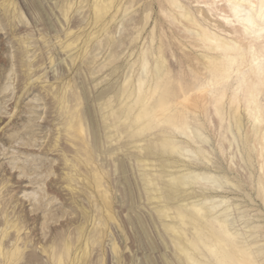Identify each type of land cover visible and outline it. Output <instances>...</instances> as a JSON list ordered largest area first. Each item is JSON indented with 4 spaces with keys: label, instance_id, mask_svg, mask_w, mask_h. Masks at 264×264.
Listing matches in <instances>:
<instances>
[{
    "label": "rangeland",
    "instance_id": "1",
    "mask_svg": "<svg viewBox=\"0 0 264 264\" xmlns=\"http://www.w3.org/2000/svg\"><path fill=\"white\" fill-rule=\"evenodd\" d=\"M172 1L115 0L102 11L109 0H0V264H57L66 247L60 264H215L204 245L210 238L188 246L201 232L178 214L193 205L209 208L205 230L226 223L264 264V149L258 139L250 152L241 145L250 109L258 104L264 118V79L252 108L236 91L240 131L226 103L218 116L212 105L183 110L174 102L169 114L181 113L188 128L169 131L175 153L158 148L156 129H124L139 99L137 79L144 71L152 83L158 50L176 91L192 70L185 52L204 59L190 40L201 27L237 47L250 44L247 53L259 52L256 64L264 67V20L253 15L252 27L240 25L232 10L242 5L249 18L260 0ZM181 10L194 19L186 18L191 28ZM250 70L233 64L228 95ZM122 102L128 107L119 110ZM75 117L79 139L69 128ZM187 254H194L189 261Z\"/></svg>",
    "mask_w": 264,
    "mask_h": 264
},
{
    "label": "bare ground",
    "instance_id": "2",
    "mask_svg": "<svg viewBox=\"0 0 264 264\" xmlns=\"http://www.w3.org/2000/svg\"><path fill=\"white\" fill-rule=\"evenodd\" d=\"M260 1H263V2H260ZM260 1H259V3L256 1V3H258L259 9L254 11L253 14L251 13L249 15V18L247 17L248 20L251 21L252 20L251 18L253 15L256 16V18L258 17L259 19H261V21H262V19L264 20V0H260ZM114 2H115V0H109V5L107 7H105V8L99 7L98 10L108 11L110 8H112L114 6ZM127 2H129V1H127ZM172 2H174V1L171 0L170 6L174 5ZM242 2H246L247 4H252V3H254V0H242ZM162 6H161V8H162ZM164 6H165V4H164ZM166 6H167V4H166ZM240 7L242 9H244L242 7V5ZM233 8H232V10H233ZM171 9H173V7ZM184 9H185V7H183V10ZM188 14L189 13H186V12L182 13V10H181V18L182 17L184 19H186L188 17L191 18V15L189 16ZM233 15H234V12H233ZM191 19H193V18H191ZM186 20L188 21L189 19H186ZM189 21H191V20H189ZM189 21L186 22L185 26L188 25V27H190V25L192 23H189ZM187 23H189V24H187ZM252 24H254V23L251 21L249 26L252 27ZM194 25L198 26L199 24L195 23ZM242 29L245 30V27ZM191 39H193L194 43H195L192 45V47L193 46H194V48L200 47V48H203L205 50V51H203V53H204V59L203 60L198 59L197 57H192L194 55V54L191 55L192 53L186 55L187 51L185 52V58H186L185 60L186 61H183V64L185 66H187V68L188 67L191 68L192 70L190 71V73L193 72V74H190L188 72L187 73L183 72V73H185L183 75V78H182L183 83L180 84L178 91L174 90L175 88L173 89V87H171V86H174V84L172 85V82L174 79H171L168 76V71L170 69L166 70V65H165L166 61H165L164 56H163V51L158 50V56L156 57L157 65L153 68V71H152V73H153L152 83L150 82L151 83L150 84L149 82H145L146 76H145V72L142 70L143 71L142 74H140L139 78L137 79L139 82V86L137 88L136 94H137L139 99L134 101V103H133V101H131L132 105L129 107V109H130V112H132V114L131 113L129 114V112L126 113L127 119L131 118L130 115H132V118L130 119L129 122H127V123L125 122L127 125L122 123V125H125L124 129H132L133 128V129H137L139 132L145 131V130H150V129H156V133H157L156 137L159 138V140H160V143L158 144V148L168 146L169 147L168 154H173L177 150V147H176L177 145L174 144L172 142V138L169 137V131L178 130L181 134L186 135V130L188 129L187 124L184 121L185 119H183V117H182L183 115H181V113H178V114L176 113L177 115H170L169 114L171 111V108L174 105L180 106L181 109H183V110L184 109L185 110H187V109H189V110L200 109L202 111L207 110L208 107L212 105L213 106L212 108L214 109V113L218 116H221V115H223V109L225 108L223 106L226 103L229 106L228 119L230 117L232 122L234 120V127L233 128H235L236 131H240L243 127V124L240 121L241 119L238 118L239 117V105L238 104L241 102V100H240V97L236 91L240 90L242 92V94H243L242 97L244 99L243 100L244 107L246 109H249V108H252L253 104L257 103V96L263 87L262 86V84H263L262 80L264 79V71L262 70V68H264V67L256 64V63H259V61H258L259 52H257L253 48L254 50H251V51H253V53H251V54L247 53V51H249L251 49L250 44L249 45H243L241 47L240 46L237 47V44H236L237 41H233V40L232 41H227V40L225 41L223 38H221L215 34L210 33V31L207 33L206 27H201V29L198 32H196L195 37L190 38V40ZM198 42H199V44H198ZM182 46H184V45H182ZM259 51H260V49H259ZM189 55H191V56H189ZM145 57H146V55L144 54L142 56V60L146 59ZM238 61L241 62V65L248 66L249 68H251V70L249 73H247L243 76L241 75L242 77L239 78L240 80H238V82L236 84L237 87L230 93V95H228L227 84H228V79H230L229 78L230 76H228V73L230 72L229 70L232 68L233 64L238 62ZM179 62L181 63V61H179ZM241 68H242V66H241ZM187 70L188 69H186V71ZM238 76H239V74H238ZM233 79H235V78H233ZM207 80H210L213 83L218 85V87L214 90L213 93L210 90H208L207 87L204 86L205 81H207ZM233 82H235V81H233ZM233 87H235V86L233 85ZM144 88L149 89L146 96L145 95L143 96ZM209 94H210V97H208ZM133 100H135V99H133ZM173 102H174V105H173ZM257 105L255 106L254 109L253 108L250 109V111L254 110L253 111V119L250 121L251 122L250 128H248L249 127L248 126L244 129L245 131H242V133L244 132V135H243L244 137L242 136L244 140L242 139L243 144H241V145H243V147L246 146L244 148H246V150L249 152L252 151L250 144H253V143H251V142H254V140L256 141L257 139H258V142L260 143L259 144L260 149L261 150L264 149V144H262V142L264 141V118H262V113L256 109ZM126 107H128L127 102L126 103L122 102V104L118 107V109L122 110L123 108H126ZM240 108H242V107H240ZM248 113H249V111H248ZM226 117H227V115H226ZM232 118H233V120H232ZM178 120H179L178 123H174L175 121H178ZM159 122H162V124H161L162 126H157V124ZM121 127L122 126H120V128ZM69 128L73 129V132L71 133V137L78 138V139L81 138L83 129L81 127L80 120H78L75 117V121L69 125ZM237 133H239V132H237ZM167 134H168V136H167ZM239 138H241V137L239 136ZM254 149H255V147H254ZM151 150H153V149H151ZM247 151H244L245 154ZM252 156H253V154H252ZM257 156L258 155L256 154V157ZM247 157H248V155H247ZM259 158L263 159V156H260ZM197 164H199V163H197ZM191 165H193V164H191ZM206 176H207V174H206ZM263 180L258 179L260 184L263 183ZM180 183H183L181 178L176 179V184H180ZM260 184H258V186H260ZM169 185L172 187L174 185V183L173 184L170 183ZM259 194H261V193L259 192ZM259 194H258V196H259ZM261 200H264V199L262 198ZM208 212H209V208H208V210H205V206L204 207H198L196 205H193L191 208H189L188 211H185V212L178 214V218H179L180 223L184 224L186 222L185 219L189 218L190 219L189 221L191 222L190 223L191 229L195 228L197 231L201 232L200 236L197 234L196 235L197 237H194L193 239L187 240L188 246L194 249L197 247L198 241H200L199 239H202L204 241V240H207V237H208V239L210 238V241L208 240L210 242V244H204L205 250H206L208 256L216 258L215 264H258L251 257L250 252H248V249L246 250L244 248L245 245L238 244V238L236 236L230 234L227 231V229H226L227 224L226 223L220 222V223H217V225H215V224L211 225L206 230H205L204 226L202 227V225H204L205 222L207 220H209L208 218H206V217H209V216H207ZM206 225H207V223H206ZM209 242H207V243H209ZM68 252L69 251H68L67 247L64 250L57 252V255H58L57 264H60L61 258L68 256ZM202 252H203V250H202ZM15 254H16V252L15 253L12 252L11 254L9 253L8 259L14 261L13 258L15 257ZM193 255L187 254V255H185V258L187 260L188 259L191 260ZM199 255H204V253H199ZM189 264H195V263L189 262Z\"/></svg>",
    "mask_w": 264,
    "mask_h": 264
},
{
    "label": "clouds",
    "instance_id": "3",
    "mask_svg": "<svg viewBox=\"0 0 264 264\" xmlns=\"http://www.w3.org/2000/svg\"><path fill=\"white\" fill-rule=\"evenodd\" d=\"M233 12H234V15H235V18H236V22L238 24L245 25V24H250L251 23V21L246 18V14H245L244 10L239 5H236L233 8ZM211 86L212 85H210V87Z\"/></svg>",
    "mask_w": 264,
    "mask_h": 264
}]
</instances>
